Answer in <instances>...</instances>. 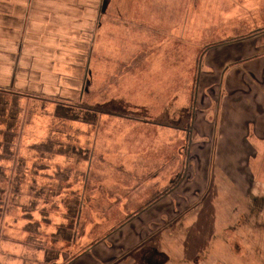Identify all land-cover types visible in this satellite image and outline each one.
<instances>
[{
    "label": "rangeland",
    "instance_id": "374dc122",
    "mask_svg": "<svg viewBox=\"0 0 264 264\" xmlns=\"http://www.w3.org/2000/svg\"><path fill=\"white\" fill-rule=\"evenodd\" d=\"M100 8L120 31L96 46L124 40H104L79 102L20 95L9 146L0 144V264H66L124 223L153 196L141 156L179 148L168 141L192 121L207 55L249 30L264 34V0H103Z\"/></svg>",
    "mask_w": 264,
    "mask_h": 264
},
{
    "label": "crops",
    "instance_id": "0c3cea01",
    "mask_svg": "<svg viewBox=\"0 0 264 264\" xmlns=\"http://www.w3.org/2000/svg\"><path fill=\"white\" fill-rule=\"evenodd\" d=\"M102 1L0 0V89L79 102L100 59L105 39H97L120 31L105 24ZM246 20L247 28L257 21ZM261 31L211 50L192 121L168 141L178 150L141 156L153 196L66 264H264Z\"/></svg>",
    "mask_w": 264,
    "mask_h": 264
},
{
    "label": "trees",
    "instance_id": "16d2710c",
    "mask_svg": "<svg viewBox=\"0 0 264 264\" xmlns=\"http://www.w3.org/2000/svg\"><path fill=\"white\" fill-rule=\"evenodd\" d=\"M7 95H13V97H12L13 99L7 98L6 97ZM19 98H20V94H17V93L12 94L11 92L0 89V119L2 122L6 123L5 115H7V116H9V118H11V121L8 122V120H7V123H6L7 124L6 128L8 131L3 132L2 131L3 129H0V134H4V137H5V139L0 140V144L2 142H7V143H4V146L5 145L9 146L8 141H10L9 139L12 135L11 129H12V127H14V124L16 122V118H17V115H18V112L20 109ZM8 107H11V111H12V112H9V114H7L8 113ZM76 210L78 211V216H80V208L74 207V208H70L68 210L69 219L71 218L72 222L68 223V225L65 227L66 229H72V227L75 226V224H73V221H74V218L76 215ZM140 211H142V210H139V212ZM76 239H77V236L73 233V234L68 236V241L65 240V242H67V243L71 242L72 243V242H75Z\"/></svg>",
    "mask_w": 264,
    "mask_h": 264
}]
</instances>
